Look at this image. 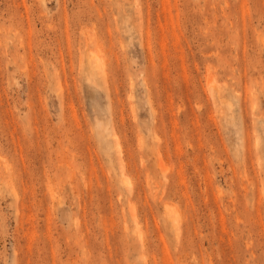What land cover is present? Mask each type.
<instances>
[{
    "label": "rangeland",
    "instance_id": "obj_1",
    "mask_svg": "<svg viewBox=\"0 0 264 264\" xmlns=\"http://www.w3.org/2000/svg\"><path fill=\"white\" fill-rule=\"evenodd\" d=\"M0 264H264V0H0Z\"/></svg>",
    "mask_w": 264,
    "mask_h": 264
}]
</instances>
